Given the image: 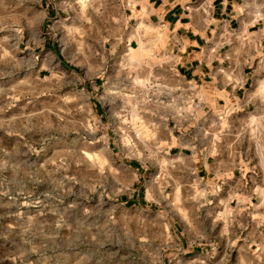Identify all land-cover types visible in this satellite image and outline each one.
I'll list each match as a JSON object with an SVG mask.
<instances>
[{"label":"rangeland","instance_id":"374dc122","mask_svg":"<svg viewBox=\"0 0 264 264\" xmlns=\"http://www.w3.org/2000/svg\"><path fill=\"white\" fill-rule=\"evenodd\" d=\"M48 1L44 22L39 0H0V264H249L168 171L146 123L168 95L129 70L83 75L101 58L85 47L91 0Z\"/></svg>","mask_w":264,"mask_h":264},{"label":"crops","instance_id":"0c3cea01","mask_svg":"<svg viewBox=\"0 0 264 264\" xmlns=\"http://www.w3.org/2000/svg\"><path fill=\"white\" fill-rule=\"evenodd\" d=\"M39 3L44 22L54 18L51 3ZM95 18L99 33L85 37V47L93 53L97 46L101 58L96 70L83 66V75L129 70L136 85L168 95L162 119L154 113L156 122L146 123L169 173L185 175L201 219L208 215L233 251L264 264V0H91L82 22ZM41 35L63 63L47 32Z\"/></svg>","mask_w":264,"mask_h":264}]
</instances>
